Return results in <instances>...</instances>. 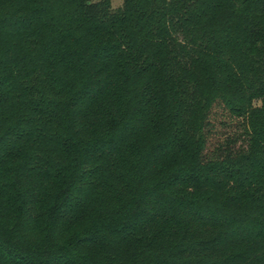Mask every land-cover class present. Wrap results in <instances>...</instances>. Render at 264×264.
<instances>
[{"label": "trees", "instance_id": "obj_1", "mask_svg": "<svg viewBox=\"0 0 264 264\" xmlns=\"http://www.w3.org/2000/svg\"><path fill=\"white\" fill-rule=\"evenodd\" d=\"M0 0V264H264V0Z\"/></svg>", "mask_w": 264, "mask_h": 264}, {"label": "rangeland", "instance_id": "obj_2", "mask_svg": "<svg viewBox=\"0 0 264 264\" xmlns=\"http://www.w3.org/2000/svg\"><path fill=\"white\" fill-rule=\"evenodd\" d=\"M117 3H118L117 0H113V1H112V5H113V6L116 5Z\"/></svg>", "mask_w": 264, "mask_h": 264}]
</instances>
